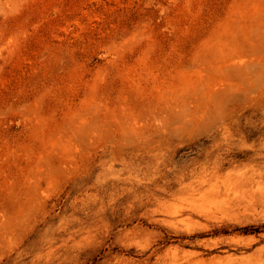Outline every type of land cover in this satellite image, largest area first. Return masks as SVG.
Segmentation results:
<instances>
[{
    "label": "rangeland",
    "instance_id": "rangeland-1",
    "mask_svg": "<svg viewBox=\"0 0 264 264\" xmlns=\"http://www.w3.org/2000/svg\"><path fill=\"white\" fill-rule=\"evenodd\" d=\"M0 264H264V0H0Z\"/></svg>",
    "mask_w": 264,
    "mask_h": 264
}]
</instances>
